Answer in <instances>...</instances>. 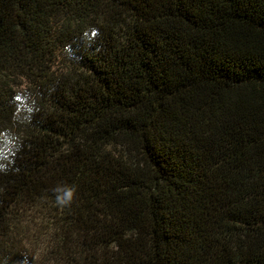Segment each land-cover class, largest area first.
I'll return each mask as SVG.
<instances>
[{
	"label": "trees",
	"instance_id": "16d2710c",
	"mask_svg": "<svg viewBox=\"0 0 264 264\" xmlns=\"http://www.w3.org/2000/svg\"><path fill=\"white\" fill-rule=\"evenodd\" d=\"M0 264H264V0H0Z\"/></svg>",
	"mask_w": 264,
	"mask_h": 264
},
{
	"label": "clouds",
	"instance_id": "9594fccd",
	"mask_svg": "<svg viewBox=\"0 0 264 264\" xmlns=\"http://www.w3.org/2000/svg\"><path fill=\"white\" fill-rule=\"evenodd\" d=\"M54 193V202L59 207H67L71 204L75 188L74 186L61 184L57 185L55 188L52 189Z\"/></svg>",
	"mask_w": 264,
	"mask_h": 264
}]
</instances>
